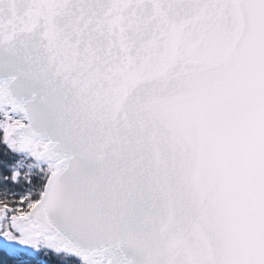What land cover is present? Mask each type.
<instances>
[{
	"label": "snow or ice",
	"instance_id": "snow-or-ice-1",
	"mask_svg": "<svg viewBox=\"0 0 264 264\" xmlns=\"http://www.w3.org/2000/svg\"><path fill=\"white\" fill-rule=\"evenodd\" d=\"M0 264H264V0H0Z\"/></svg>",
	"mask_w": 264,
	"mask_h": 264
}]
</instances>
